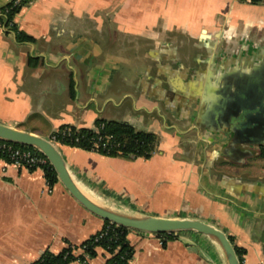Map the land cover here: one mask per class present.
Masks as SVG:
<instances>
[{
  "label": "crops",
  "instance_id": "0c3cea01",
  "mask_svg": "<svg viewBox=\"0 0 264 264\" xmlns=\"http://www.w3.org/2000/svg\"><path fill=\"white\" fill-rule=\"evenodd\" d=\"M16 21L34 41L0 27V123L49 139L98 119L154 133L149 158L55 144L95 199L211 222L245 249L243 264H264V142L242 140L233 121L264 84V2L34 0ZM104 226L59 179L0 157V264H32ZM128 239L129 264H227L196 231L166 246L137 230ZM96 250L68 264H105Z\"/></svg>",
  "mask_w": 264,
  "mask_h": 264
},
{
  "label": "trees",
  "instance_id": "16d2710c",
  "mask_svg": "<svg viewBox=\"0 0 264 264\" xmlns=\"http://www.w3.org/2000/svg\"><path fill=\"white\" fill-rule=\"evenodd\" d=\"M32 1L34 0H21V2L15 3L14 0H11L0 7V27L7 32L14 33L18 42L34 41V37L21 30L16 21V16ZM247 1L253 3L264 2V0ZM50 139L55 143L76 146L104 155L144 158L151 157L157 145V136L154 133L138 130L128 123L103 119H98L94 127L63 125L52 133ZM16 146L38 151L33 147L22 144H16ZM0 157L8 161L6 151H0ZM38 167L44 170V175L50 185L58 181L57 172L49 162L29 169L35 170ZM131 230L105 220L103 229L82 243L85 247L84 253L76 254L68 247L60 253L46 251L32 264H68L74 260L85 263L96 255L98 247H102L110 253V257L105 264H129L135 252L133 245L128 239V233ZM102 233L104 235L100 236ZM179 233H156L155 235L166 246L168 241L178 238ZM229 238L234 244L233 237L229 236ZM234 246L240 262L243 264L245 249L235 244Z\"/></svg>",
  "mask_w": 264,
  "mask_h": 264
},
{
  "label": "water",
  "instance_id": "95a60500",
  "mask_svg": "<svg viewBox=\"0 0 264 264\" xmlns=\"http://www.w3.org/2000/svg\"><path fill=\"white\" fill-rule=\"evenodd\" d=\"M257 94L252 105L238 106L242 109L241 115L233 117V121L237 120L238 133L242 140L264 142V84H257ZM0 139L30 146L41 152L54 167L58 179L71 195L89 211L103 219L132 230L151 234L196 231L210 237L218 244L227 264H241L229 235L217 225L199 218L125 212L95 199L79 187L63 155L51 139L3 123H0Z\"/></svg>",
  "mask_w": 264,
  "mask_h": 264
},
{
  "label": "built area",
  "instance_id": "2783aa9c",
  "mask_svg": "<svg viewBox=\"0 0 264 264\" xmlns=\"http://www.w3.org/2000/svg\"><path fill=\"white\" fill-rule=\"evenodd\" d=\"M15 3L21 2V0H14ZM0 151H6L8 161L10 163H13L15 165H18L23 168H31L33 166H40L42 164H45L48 161V159L38 151H34L31 149H23L16 146V143H12L6 140L0 139ZM151 234V233H147ZM104 233H102L100 236H103ZM155 235V234H151ZM67 247L71 249L76 254L84 253L85 247L80 244L76 245L73 243H68Z\"/></svg>",
  "mask_w": 264,
  "mask_h": 264
}]
</instances>
